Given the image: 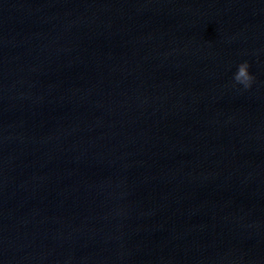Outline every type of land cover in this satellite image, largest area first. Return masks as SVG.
Masks as SVG:
<instances>
[{"label": "water", "instance_id": "95a60500", "mask_svg": "<svg viewBox=\"0 0 264 264\" xmlns=\"http://www.w3.org/2000/svg\"><path fill=\"white\" fill-rule=\"evenodd\" d=\"M28 0H0V123L18 54Z\"/></svg>", "mask_w": 264, "mask_h": 264}, {"label": "clouds", "instance_id": "9594fccd", "mask_svg": "<svg viewBox=\"0 0 264 264\" xmlns=\"http://www.w3.org/2000/svg\"><path fill=\"white\" fill-rule=\"evenodd\" d=\"M249 67L247 61L240 63L233 77L234 82L243 85L245 89L250 88L254 80V76L249 72Z\"/></svg>", "mask_w": 264, "mask_h": 264}]
</instances>
